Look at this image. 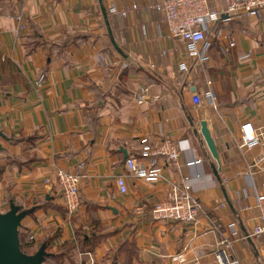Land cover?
Returning a JSON list of instances; mask_svg holds the SVG:
<instances>
[{"label":"crops","instance_id":"0c3cea01","mask_svg":"<svg viewBox=\"0 0 264 264\" xmlns=\"http://www.w3.org/2000/svg\"><path fill=\"white\" fill-rule=\"evenodd\" d=\"M154 1L0 0V128L12 137L5 152L32 153L3 168L0 198L35 208L22 226L36 240L77 244L81 228L94 247L84 253L91 260L115 248L120 264L121 248L132 243L128 264H177L172 257L180 253L187 257L183 264H193L195 257L217 264V243L227 237L239 264H264V236L244 238L259 211L253 197L235 196L247 188L250 170L264 192V140L242 146L240 129L251 122L264 132V8L257 17L223 22L232 28L236 47L225 53L212 39L210 57L198 63L185 42L168 36L161 13L146 8ZM208 1L223 10L224 0ZM132 4L137 8L124 17L110 10ZM35 40L40 43L28 52ZM181 64L190 70L182 71ZM141 86L148 91L139 104L134 93ZM209 88L217 106L197 107L193 92L203 95ZM201 121L217 145V175L213 165L219 164L200 132ZM162 138L179 144V166L165 167L154 182L128 176L124 152L148 161L142 140L155 147ZM31 143L33 149L25 147ZM194 157L203 162L187 166ZM57 167L82 175L80 207L72 215L59 188L45 183ZM121 173L125 194L115 182ZM183 176L191 178L202 202L198 221L155 220L153 205ZM137 206L143 214L135 212Z\"/></svg>","mask_w":264,"mask_h":264},{"label":"built area","instance_id":"2783aa9c","mask_svg":"<svg viewBox=\"0 0 264 264\" xmlns=\"http://www.w3.org/2000/svg\"><path fill=\"white\" fill-rule=\"evenodd\" d=\"M136 8L137 4H132L131 7L120 9L112 7L110 10L112 13L124 17ZM146 8L160 12L167 27L168 36L185 42L188 46V55L195 62L204 63L210 57L208 51L212 45V39L217 40L218 45L225 53L231 52L236 47L237 40H235L232 28L223 22L239 15L259 16L260 10L264 8V0H224L222 11L213 7L208 0H156L147 4ZM17 17L20 29H26L23 12ZM180 69L187 72L190 70L187 64H181ZM147 91L144 86L135 91L134 96L139 104L146 101ZM192 97L197 107L217 106L216 94L212 88L206 90L203 95L196 90ZM240 129L242 146L252 147L264 140V132L254 128L251 122L243 123ZM141 145L143 151L149 155V160L141 162L132 154L128 156L124 162V170L128 176L154 182L162 178L165 167L179 166L180 146L170 138L160 139L155 147L143 139ZM202 162V158L194 157L187 160L185 164L192 166ZM253 166L254 164L249 167ZM247 173L249 176L247 188L237 190L235 196L238 200L253 197L254 205L259 213L256 217L257 221L250 232L244 235V238L262 237L264 236V192L257 188L254 182V173L251 170ZM81 177L79 172L73 173L57 167L53 176L45 180L50 188L56 186L59 188L64 206L70 215L76 213L80 207ZM115 182L121 193H127L128 185L125 174H118ZM248 188L253 190L250 192ZM8 206L9 200L6 197L1 198L0 210L2 211ZM245 207L248 208L249 204H245ZM134 210L141 214L144 213L141 206H137ZM202 212V202L194 194V186L189 176H183L179 180L171 182L165 190L164 197L159 199L150 211L155 220L181 221L188 224L196 223ZM30 239L35 240V237L30 234ZM231 246L232 243L227 237L217 243L214 252L217 264H239L237 257L232 254ZM172 260L177 264H183L187 257L180 253L173 256ZM193 264L204 263L200 262L199 257H195Z\"/></svg>","mask_w":264,"mask_h":264},{"label":"water","instance_id":"95a60500","mask_svg":"<svg viewBox=\"0 0 264 264\" xmlns=\"http://www.w3.org/2000/svg\"><path fill=\"white\" fill-rule=\"evenodd\" d=\"M102 10L106 15V9L103 6ZM200 132L207 143L211 155L219 164L218 168L213 165L214 172L217 175L221 168L220 157L214 137L211 135L206 121H201ZM0 138L6 141L12 140V137L5 134L1 128ZM0 151H6L1 139ZM124 154L125 158H127L128 154L126 151ZM34 210V207L24 208L14 200L10 201L9 208L6 211L0 210V264H45L46 259L54 255V253L47 250V242H42L33 253H27L21 248L20 229L22 220Z\"/></svg>","mask_w":264,"mask_h":264},{"label":"rangeland","instance_id":"374dc122","mask_svg":"<svg viewBox=\"0 0 264 264\" xmlns=\"http://www.w3.org/2000/svg\"><path fill=\"white\" fill-rule=\"evenodd\" d=\"M31 135L34 136L33 134H31ZM19 137L24 139V140L27 139V136H21L20 135ZM0 139L3 142L4 146L7 147L8 142L2 138H0ZM31 146H32V143L30 146L28 144H26L25 147H27V148L30 147L31 149H33V147H31ZM24 152L25 153H23L21 155L15 156L13 154H10V153L6 154V152L0 151V177H1L2 170H3V168L6 167V165H11L12 163H18L25 158H31L32 157V153L29 149H27ZM8 167H10V166H8ZM6 209H7V207H6ZM6 209L4 208V209H2V211H5ZM168 221L172 222V220H168ZM23 226H24L23 230L22 231L20 230V232H22V236H23L22 239H23V241H25L26 239H29L30 234H31V231H30L31 229L27 228L25 225H23ZM100 229L97 230V233L101 232ZM82 232H83V230L81 228L76 229L77 244H72L71 241L70 242L69 241H65V242L59 241L58 243L52 244V241H54L52 239V237H44L43 239H40V240L35 239L34 240L35 244H34L33 248H30V249L32 251H36V249H38V247L41 245V243L43 241L47 242L48 243L47 250L54 253L53 256H55V259L52 260L51 257L47 258L45 261L46 262L45 264H111V263L117 264V257H116L117 251L114 250L115 248L108 251L102 257H99V258L94 259V260H91L90 255L89 256L84 255L85 251H87V250L93 251L94 247H92V245H90V244H85L83 242L84 239L82 237ZM91 240H94V239L91 238ZM121 249L125 253V257L123 258V260L120 259V264H123V262H128L129 259H131L132 255H130L131 253L128 252L129 248L126 245L123 246V248H121ZM80 253H82V255H80ZM126 256H129V257H126Z\"/></svg>","mask_w":264,"mask_h":264},{"label":"trees","instance_id":"16d2710c","mask_svg":"<svg viewBox=\"0 0 264 264\" xmlns=\"http://www.w3.org/2000/svg\"><path fill=\"white\" fill-rule=\"evenodd\" d=\"M38 43H40V41H38V40H35L34 42H31V43H29L28 44V52L29 51H32L34 48H35V46L38 44ZM15 140H13L14 142H18L19 141V139L17 140V138H14ZM3 152H5V151H3ZM23 227L24 226H21V231L23 230ZM23 236H22V232H20V241H21V248H22V250H24L25 252H27V253H33V252H35V251H32L30 248H33V246H34V244H35V242H34V240H31L30 239V237H29V239H26L25 241H23ZM86 241V240H85ZM85 241H83L85 244H87V241L85 242ZM47 245H48V243H47ZM127 246L129 249V253H131L130 255H134V253H135V251H134V247H133V244L132 243H126V244H124V246ZM129 245V246H128ZM29 249V250H28ZM132 256H131V258H132ZM126 257H129V256H126ZM50 258V257H49ZM52 258V260L53 259H55V256H52L51 257ZM129 262V261H128ZM128 262H126V264H128ZM111 264H114V263H111Z\"/></svg>","mask_w":264,"mask_h":264}]
</instances>
